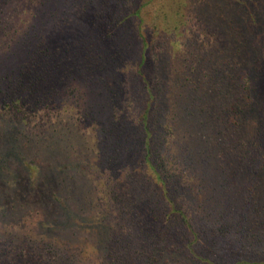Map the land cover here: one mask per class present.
Segmentation results:
<instances>
[{
  "label": "trees",
  "instance_id": "trees-1",
  "mask_svg": "<svg viewBox=\"0 0 264 264\" xmlns=\"http://www.w3.org/2000/svg\"><path fill=\"white\" fill-rule=\"evenodd\" d=\"M167 1L94 0L88 31L54 36L62 8L44 33L0 0V63L27 41L0 75L1 129L38 145L18 169L65 136L85 153L63 167L69 223L37 232L0 205V264H264V0H222L217 30L207 0ZM84 211L90 239L69 228Z\"/></svg>",
  "mask_w": 264,
  "mask_h": 264
},
{
  "label": "rangeland",
  "instance_id": "rangeland-1",
  "mask_svg": "<svg viewBox=\"0 0 264 264\" xmlns=\"http://www.w3.org/2000/svg\"><path fill=\"white\" fill-rule=\"evenodd\" d=\"M78 1L79 0H23V6L20 7L19 12H9L10 8H7V12L15 16L16 19L21 20L20 24L24 22V20L32 19L33 21L29 23L34 24L37 31L40 30V32L44 33L50 32V28L52 27L50 25L51 22L48 20V18L50 19V13L52 12L55 14L51 21L58 20V13H60L63 24L60 29L52 32L55 34L54 36L59 33L63 34V36L68 34L81 35L90 28L89 24L95 4L94 0H83V4H76ZM194 1L196 0H169L165 5V13L171 16L176 12H183V10H185V4H190ZM221 1L222 0H207L208 3L212 4V7L207 3H198L197 5L210 20L213 19L210 24L212 25L214 23L217 29L220 28L218 27L220 26L219 23H225L227 18H224L227 9L226 12L224 10H221L220 13L218 12L220 11L218 5H222ZM260 1L261 0H246L251 13H256L254 4ZM61 8L62 10L59 11ZM52 9H54L55 12L51 11ZM234 9L236 10L237 6H235ZM260 11H262V8ZM229 17L231 16L229 15ZM257 19H259V17H257ZM233 20L237 19L234 18ZM212 29L214 30L216 28L212 25L211 30ZM20 30H23L22 27ZM29 33H33V31ZM18 35L20 36H17L20 41L11 45V49L10 47L8 48V50L14 52L13 56H6L4 58V60L6 59L5 62L0 63V75L16 68L19 60L25 55L26 46L21 43H27V41H25L22 32ZM59 38L60 37L57 39ZM1 127H3V125L0 123V135L2 134V137H0L2 139H0V164H2V166L0 165V205H6L7 207L16 206L17 208L18 205H20V207L24 209L25 205H27V207L29 206L31 215L29 214L27 216L26 211H24L23 214L27 216L26 219H29L28 223L30 222L37 232L53 231L55 228H59L60 225L69 223V214L79 212V203L77 202L76 194H79L81 190H74L73 192L76 193L74 194L71 187L63 184V177L68 174L63 170V167L68 165L70 161L82 157L84 158L85 153L82 150L73 153V148H76L75 141L70 138L68 142V138L65 136L63 138L61 137L60 140H55V142L49 141L46 145L41 144V147L45 150L42 151L40 149L38 154L35 155V159L37 161L45 159L46 163L34 164L35 170L29 169L28 171L26 167L18 169V166L21 167V163L27 160V155L31 157V150L38 148V145L31 143V146L25 149L23 140L20 136L19 139L17 138V133L8 129L6 132H3L4 129H1ZM81 148H84V145ZM29 150L30 152H28ZM18 151L23 153L26 152V155L24 153L25 158H17ZM10 168L15 172V178L11 181L13 183H5L4 179H11V174L9 172ZM37 170H39V172ZM37 172L38 174L36 175L35 173ZM32 178L36 180L31 182L30 179ZM64 203L66 205H64ZM80 214L81 217L75 218L74 223L69 226V228L81 234L86 233V238L90 239L93 237V232L89 228H91L90 225L95 220H93L91 212L84 211Z\"/></svg>",
  "mask_w": 264,
  "mask_h": 264
}]
</instances>
